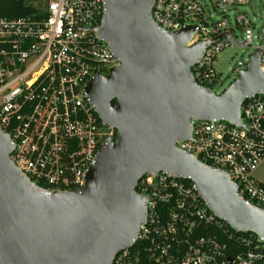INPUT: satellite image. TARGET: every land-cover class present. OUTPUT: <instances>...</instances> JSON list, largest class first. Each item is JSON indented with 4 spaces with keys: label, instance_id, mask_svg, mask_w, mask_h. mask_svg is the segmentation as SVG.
<instances>
[{
    "label": "built area",
    "instance_id": "built-area-1",
    "mask_svg": "<svg viewBox=\"0 0 264 264\" xmlns=\"http://www.w3.org/2000/svg\"><path fill=\"white\" fill-rule=\"evenodd\" d=\"M249 1L152 0L150 15L169 32L192 28L185 46L207 41L190 71L195 83L212 90L219 50L230 44L259 47L264 16L257 35L244 13L229 18L231 7ZM37 8L26 16L0 17V130L9 136L10 159L30 181L74 190L116 135L101 123L86 86L95 71L117 65L118 57L91 29L103 21L106 0H46ZM216 11L222 17H214ZM259 56L264 73V39ZM238 116V124L191 116L189 135L175 145L226 171L238 195L264 207V184L254 175L264 159V93L246 97ZM133 188L144 199L145 214L135 238L111 264H264V239L231 227L188 177L148 170Z\"/></svg>",
    "mask_w": 264,
    "mask_h": 264
},
{
    "label": "water",
    "instance_id": "water-1",
    "mask_svg": "<svg viewBox=\"0 0 264 264\" xmlns=\"http://www.w3.org/2000/svg\"><path fill=\"white\" fill-rule=\"evenodd\" d=\"M151 2L106 0L103 21L91 28L118 57L86 86L101 123L116 135L78 189L51 190L30 181L10 159L9 136L0 130V264H111L145 214L133 184L148 170L188 177L231 227L264 239V207L238 195L226 171L175 145L189 135L191 116L238 124L240 103L264 93V23L259 47L242 65L235 63L236 77L216 94L195 83L190 71L207 41L185 46L193 29H162L150 15Z\"/></svg>",
    "mask_w": 264,
    "mask_h": 264
},
{
    "label": "rangeland",
    "instance_id": "rangeland-1",
    "mask_svg": "<svg viewBox=\"0 0 264 264\" xmlns=\"http://www.w3.org/2000/svg\"><path fill=\"white\" fill-rule=\"evenodd\" d=\"M45 1L46 0H29L30 4L35 7H43ZM208 7L210 6L207 5L206 8ZM228 11L230 21H233L237 14L244 13L252 23L254 34L257 35L263 23L264 0H250L246 4L233 6ZM213 14L214 17H222V12L220 11H216ZM234 34L237 39H242L243 37L242 33L239 31H236ZM255 43H258L256 38ZM253 50L252 47H242L236 44H230L216 53L212 62V67L216 72V80L211 85L214 93L218 94L228 86V84L236 77V73L232 71L235 63H240V65H242L247 60L248 54ZM254 175L264 181V159Z\"/></svg>",
    "mask_w": 264,
    "mask_h": 264
},
{
    "label": "trees",
    "instance_id": "trees-1",
    "mask_svg": "<svg viewBox=\"0 0 264 264\" xmlns=\"http://www.w3.org/2000/svg\"><path fill=\"white\" fill-rule=\"evenodd\" d=\"M37 7L30 4L29 0H0V17H20L37 11ZM114 104V100L111 101Z\"/></svg>",
    "mask_w": 264,
    "mask_h": 264
},
{
    "label": "crops",
    "instance_id": "crops-1",
    "mask_svg": "<svg viewBox=\"0 0 264 264\" xmlns=\"http://www.w3.org/2000/svg\"><path fill=\"white\" fill-rule=\"evenodd\" d=\"M262 163V162H261ZM260 166V165H259ZM256 177V176H255ZM256 179L259 181V182H261V183H263L264 184V181L263 180H261L260 178H257L256 177Z\"/></svg>",
    "mask_w": 264,
    "mask_h": 264
}]
</instances>
